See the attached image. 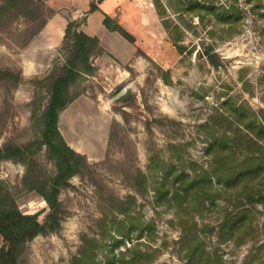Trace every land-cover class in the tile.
Masks as SVG:
<instances>
[{
    "label": "rangeland",
    "instance_id": "rangeland-1",
    "mask_svg": "<svg viewBox=\"0 0 264 264\" xmlns=\"http://www.w3.org/2000/svg\"><path fill=\"white\" fill-rule=\"evenodd\" d=\"M71 2L74 5L85 2L88 7L99 4V0ZM199 2L216 9L235 3L242 20L232 27L220 24L214 15L188 10L186 0L102 2L101 9L105 12L115 8L118 11L120 6L119 13L130 21L124 26L130 34L129 28L138 20V13L132 8L135 6L147 14L153 27L134 36V59L129 62L116 66L105 53L96 58L94 64L98 69L100 64L102 72L86 78L73 106L72 102L59 114L58 128L65 142L75 143L85 153L81 155L90 167L73 176L69 188L59 194L66 211L61 230L38 236L26 244L19 264H69L79 248V237L83 233H98L96 222L103 212L109 214L110 199L128 195L137 199L144 220L152 221L155 227V241L150 245L155 252L150 264H183L178 244L181 220H185L186 228L196 222L194 233L207 250L216 251L224 264H242L254 255V259L264 258V249L256 251L264 243L261 205H256L253 212V234L246 235L242 243L236 244L234 240L218 243L214 236L223 212L246 201L239 186L224 189L213 182L208 196L212 203L199 195L180 205L175 202L167 205L154 191L171 166L182 167L187 174L191 172L190 164L196 165L197 171L199 167L210 171L214 163L208 146L210 137L204 130L210 133L213 128L221 134L226 129L208 118L228 98L236 104L248 105L254 112L264 110V18L257 11H250L244 0ZM62 10L58 0H44L41 18L48 20ZM83 19L85 16L80 15L76 20ZM36 23L21 17L0 23V69L22 77L18 84L0 81V148L4 143L22 145L32 139L30 102L34 91L30 80L47 75L54 62L60 61L58 52L46 60L28 49L40 32L31 38ZM173 39H180L176 43L183 47L182 52ZM206 45L212 46L218 57L217 68L198 56ZM23 61L39 66L40 74H22ZM226 143L231 145L229 140ZM230 147L234 157L245 153L243 147L236 150ZM37 166L44 175L53 174L43 151L35 156L31 169ZM137 171L146 177L143 195L136 188ZM24 172L21 163L0 161V181L16 196L20 212L39 213L41 220L45 203L34 192L23 194L19 190ZM205 226L213 229V233L204 230Z\"/></svg>",
    "mask_w": 264,
    "mask_h": 264
},
{
    "label": "trees",
    "instance_id": "trees-1",
    "mask_svg": "<svg viewBox=\"0 0 264 264\" xmlns=\"http://www.w3.org/2000/svg\"><path fill=\"white\" fill-rule=\"evenodd\" d=\"M186 2L188 10L196 9L207 15H214L218 23L229 27L242 20L241 11L235 3L216 9L211 4L200 3L199 0ZM244 3L250 11H257L264 18V0H244ZM42 11L44 0H0V23L6 24L18 17L30 23L37 22L32 38L46 24L47 18H41ZM94 11L96 5L92 3L87 13ZM196 14L201 20L200 12ZM84 23L85 19L66 24L57 50L60 61L54 62L47 75L30 80L34 91L33 100L30 102L34 132L32 139L22 145L4 143L0 148V161L18 162L25 167L19 190L23 194L34 192L46 207L41 220L39 213H21L16 204V196L0 181V264H19L26 244L38 236L61 230L66 211L59 200V194L69 188V181L73 176L90 167L84 155L67 145L57 128L59 114L81 94L86 78L96 76L98 68L94 60L104 54L99 40L80 30ZM102 25L133 45V37L108 16L104 15ZM176 40L180 39H173V42L179 52H182L183 47L177 45ZM198 56L204 57L214 68L220 65L210 45H206ZM21 79L20 75L0 69V81L18 84ZM232 100L228 98L222 108L208 118L217 121L221 127L224 125L226 129L221 134L213 128L210 133L204 130L210 137L208 146L212 150L214 163L210 171L200 167L197 171V166L190 164L191 172L187 174L184 168L175 169L171 166L154 191L167 205L172 202L180 205L188 199H197L199 195L212 203L208 196L213 182L224 189L239 186L246 201L223 212L214 236L218 243L234 240L236 244H240L246 235L253 234V212H256V205L262 207L259 214L264 227V110L254 112L248 105L236 104ZM124 104L127 105L126 102ZM227 140L235 147L234 150L239 149V146L243 147L244 155L234 157L235 153L230 151L232 147L227 145ZM42 151L52 165L51 175H44L38 166L31 169L35 156ZM135 181L138 192L142 195L146 193V177L140 171L136 172ZM108 211V215L103 212L96 222L97 234L83 233L79 237V248L69 264H150L155 252L150 247L155 241V227L152 221L144 220L137 199L131 195L123 199L111 198ZM191 224V228H186L185 220L179 221L181 236L178 244L183 264H224L216 251L207 250L204 242L194 233L197 229L196 222ZM204 230L213 233V229L208 226ZM263 249L264 243L256 251ZM254 257L255 255L242 264H253L255 260L256 264H264V258Z\"/></svg>",
    "mask_w": 264,
    "mask_h": 264
},
{
    "label": "crops",
    "instance_id": "crops-1",
    "mask_svg": "<svg viewBox=\"0 0 264 264\" xmlns=\"http://www.w3.org/2000/svg\"><path fill=\"white\" fill-rule=\"evenodd\" d=\"M103 1H100L99 4H95L96 11L93 13H87L88 5L85 2H79V5H74L71 0H58L59 7L63 8V10L54 14L46 21V24L40 30L38 35L29 43L28 49L32 50L33 55L39 54L46 60H51V58H54V53L56 55L57 48L60 46L66 24L76 20L80 15H84L85 23L80 27V30L88 36L96 37L99 40L100 47L104 53L110 56L117 63L116 66L123 65L134 59V46L120 37L117 33L109 32L102 25L104 15L111 18L123 29L124 26L127 27L126 25H129L130 21L125 14L123 15L119 13L120 6L117 7L118 11L116 8L112 9V12H105L102 10L101 6ZM142 1L143 0H140V2ZM132 8L134 12L138 13V20L133 23V27L129 26L131 27L129 29H131L132 34L128 33L125 29L124 30L136 39L134 37L135 35H138L141 32L146 33L148 32L147 29H150L153 26H151L152 21L148 19L147 14L141 9H138V6ZM38 41L40 43H38ZM35 51L40 52L35 53ZM49 53H52V55H49ZM49 64L50 63H48V67ZM99 67L100 69H98V71L102 72L100 64ZM39 68V66L36 64L34 65L32 62L24 63L23 61L22 74H40ZM74 102L71 104L72 106ZM62 137L66 140L64 135H62ZM71 137L73 138L74 136L72 135ZM67 145L79 154H85L75 143H67Z\"/></svg>",
    "mask_w": 264,
    "mask_h": 264
},
{
    "label": "water",
    "instance_id": "water-1",
    "mask_svg": "<svg viewBox=\"0 0 264 264\" xmlns=\"http://www.w3.org/2000/svg\"><path fill=\"white\" fill-rule=\"evenodd\" d=\"M121 92H122V91H121ZM122 93H123V92H122ZM122 93H120L119 96H120Z\"/></svg>",
    "mask_w": 264,
    "mask_h": 264
}]
</instances>
